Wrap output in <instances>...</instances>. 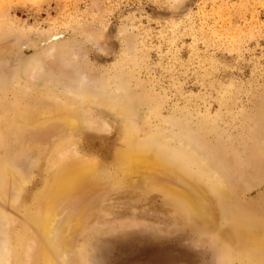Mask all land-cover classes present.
I'll list each match as a JSON object with an SVG mask.
<instances>
[{
	"label": "rangeland",
	"instance_id": "rangeland-1",
	"mask_svg": "<svg viewBox=\"0 0 264 264\" xmlns=\"http://www.w3.org/2000/svg\"><path fill=\"white\" fill-rule=\"evenodd\" d=\"M54 101L79 123L33 126ZM186 140L215 171L220 153L234 161L229 202L264 218V0H0V164L27 176L15 200L0 174V264L10 252L24 263L33 198L62 145L96 158L105 184L89 195L79 264H264L223 238L225 211L201 219L157 177L123 173L121 152L137 146L213 190Z\"/></svg>",
	"mask_w": 264,
	"mask_h": 264
},
{
	"label": "bare ground",
	"instance_id": "bare-ground-1",
	"mask_svg": "<svg viewBox=\"0 0 264 264\" xmlns=\"http://www.w3.org/2000/svg\"><path fill=\"white\" fill-rule=\"evenodd\" d=\"M88 97L91 98L90 95ZM123 109L121 108L120 111ZM36 113L30 118L32 125L36 127L52 123L75 126L81 116L79 111L66 101H54L49 109ZM135 136V129L129 127L127 138L132 141L135 140ZM160 137L162 141L165 139L164 135L160 134ZM184 145L182 150L185 156H188V163L196 160L202 170L208 171L215 185L213 190L202 181L191 178L189 172L180 163L174 162L169 166L168 157L162 160L165 155L160 157L161 155L146 153L137 146H129L121 152L120 157L124 161L123 173L126 176L141 173L144 179L157 177L162 190L181 196L187 202L188 208L191 211L195 210L197 217L201 219L212 221L216 212L225 211L228 226L224 228L223 238L237 251L251 252L258 249L264 254V218L256 216L247 205H235L229 202L233 189L232 173L230 174L226 168L230 171L240 169L236 167L234 161L220 153L219 157L215 155L214 158L218 157L226 168L215 171L216 165L212 158L199 150L196 152L194 145L188 141ZM57 150V157L52 158L51 161L54 169L51 178L46 181L43 190L33 198L30 222L34 229L22 244L21 256L25 264H79L82 251L79 236L86 222L85 216L87 218L86 214L90 212L88 211L89 195L96 191L97 186L105 185L103 178L100 181L92 178L98 167L96 158H84L83 155H78L74 148L66 145H62ZM252 159L254 160L253 156ZM15 168L4 162L0 164V174L13 184L16 191L15 200H18L27 183V176ZM91 181L95 182L91 183ZM214 195H217V198ZM0 199H2L1 193ZM223 201L226 203L223 204ZM0 214L4 217V213L0 211ZM10 253L8 257L2 259L1 264L11 263Z\"/></svg>",
	"mask_w": 264,
	"mask_h": 264
}]
</instances>
